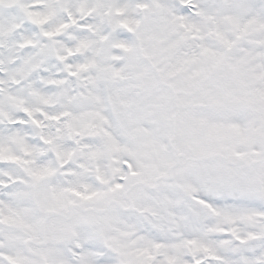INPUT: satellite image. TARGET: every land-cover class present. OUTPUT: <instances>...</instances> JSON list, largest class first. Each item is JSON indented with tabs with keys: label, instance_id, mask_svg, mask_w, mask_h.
Returning <instances> with one entry per match:
<instances>
[{
	"label": "snow or ice",
	"instance_id": "1",
	"mask_svg": "<svg viewBox=\"0 0 264 264\" xmlns=\"http://www.w3.org/2000/svg\"><path fill=\"white\" fill-rule=\"evenodd\" d=\"M0 264H264V0H0Z\"/></svg>",
	"mask_w": 264,
	"mask_h": 264
}]
</instances>
